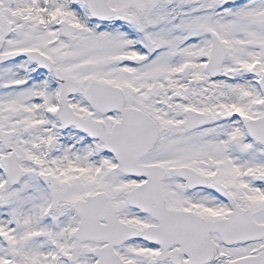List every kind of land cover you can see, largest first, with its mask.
I'll list each match as a JSON object with an SVG mask.
<instances>
[{
  "label": "snow or ice",
  "instance_id": "6c2138e0",
  "mask_svg": "<svg viewBox=\"0 0 264 264\" xmlns=\"http://www.w3.org/2000/svg\"><path fill=\"white\" fill-rule=\"evenodd\" d=\"M0 264H264V0H0Z\"/></svg>",
  "mask_w": 264,
  "mask_h": 264
}]
</instances>
